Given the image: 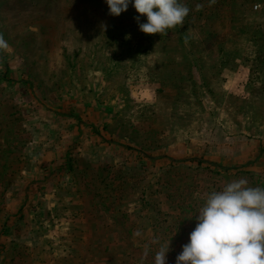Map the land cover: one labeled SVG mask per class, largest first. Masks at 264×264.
<instances>
[{
    "label": "rangeland",
    "instance_id": "1",
    "mask_svg": "<svg viewBox=\"0 0 264 264\" xmlns=\"http://www.w3.org/2000/svg\"><path fill=\"white\" fill-rule=\"evenodd\" d=\"M180 2L145 34L131 4L0 0V264H176L211 191L264 188V0Z\"/></svg>",
    "mask_w": 264,
    "mask_h": 264
},
{
    "label": "clouds",
    "instance_id": "2",
    "mask_svg": "<svg viewBox=\"0 0 264 264\" xmlns=\"http://www.w3.org/2000/svg\"><path fill=\"white\" fill-rule=\"evenodd\" d=\"M104 2L113 16L131 4L140 14L134 19L145 34H166L183 25L189 13L180 0ZM7 47L0 37V49ZM196 213V224L176 256V264H264V188L250 187L246 179L233 180L221 190L211 191ZM168 251L169 243L155 253L154 264H166Z\"/></svg>",
    "mask_w": 264,
    "mask_h": 264
},
{
    "label": "trees",
    "instance_id": "3",
    "mask_svg": "<svg viewBox=\"0 0 264 264\" xmlns=\"http://www.w3.org/2000/svg\"><path fill=\"white\" fill-rule=\"evenodd\" d=\"M5 71H7V70H5Z\"/></svg>",
    "mask_w": 264,
    "mask_h": 264
}]
</instances>
